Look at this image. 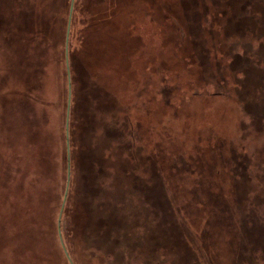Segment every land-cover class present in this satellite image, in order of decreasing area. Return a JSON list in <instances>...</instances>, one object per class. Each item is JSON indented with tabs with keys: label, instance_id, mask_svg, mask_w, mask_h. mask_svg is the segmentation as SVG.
I'll return each mask as SVG.
<instances>
[{
	"label": "rangeland",
	"instance_id": "obj_1",
	"mask_svg": "<svg viewBox=\"0 0 264 264\" xmlns=\"http://www.w3.org/2000/svg\"><path fill=\"white\" fill-rule=\"evenodd\" d=\"M121 1L116 15L94 1L97 28L78 10L76 37L98 44L72 45L76 174L59 227L50 45L70 0H0V264H196L205 250L213 264H264V125L240 101L264 96V0ZM124 32L135 47L102 43ZM192 96L211 105L205 118L170 115ZM104 192L131 197L127 226ZM164 199L188 205L185 225Z\"/></svg>",
	"mask_w": 264,
	"mask_h": 264
},
{
	"label": "trees",
	"instance_id": "obj_2",
	"mask_svg": "<svg viewBox=\"0 0 264 264\" xmlns=\"http://www.w3.org/2000/svg\"><path fill=\"white\" fill-rule=\"evenodd\" d=\"M94 1L95 0H74L73 9L71 11L72 0H70V9L67 12H58L55 10L53 11V14L55 13V15L58 16L59 25L65 26L64 30L59 31L58 34L56 35V37H54L55 40L53 42H51V45H50V47L52 48V51H53V53L51 54V57H50V61H52V64H54L58 68L59 75L61 76V86H62L61 94H63V103H64V106L63 107L61 106V110H60V112H58L59 132L56 135L57 136V138H56L57 150H56V156H55V166L57 169L58 188L56 191L57 196L55 198V203H54V205H55L54 215H55L56 223L59 227H60V225H62V221H63L62 219L66 213V209L68 208V202L70 201V197H72V195L74 196V194H72V192H71V189L73 188L75 174H76L75 166H74L75 163H74V150H73L74 140L72 139V137H73V134H72L73 109H74L75 95H76L74 79H73V56H72V54H73L74 50L72 48V45L76 42V47H78V44L82 41V42L86 43L87 51H89L91 53L95 50L94 44H98V40L92 42V40H94L95 37L94 36L90 37L89 36L90 32L88 34H86V30H85V34L83 35V29H81L80 34L76 37L78 19L80 18V15H78V10L84 11V15H85L84 24H86V29L98 27V24H97L98 20L96 19L95 15H94V13L98 9V7L94 3ZM101 1L105 3L107 8H113L114 9V12H113L114 15L120 13L123 9L121 6L123 1H121V0H101ZM218 1L219 0H216L215 4H217ZM247 1L248 0H246V2ZM81 11H80V13H81ZM100 11L101 10L99 9L98 12H100ZM94 18H95V20H94ZM62 32H63V34H62ZM67 38H68V40H67ZM113 40L121 41V43H123L121 48L125 51L135 47L136 46L135 44L137 42L133 37L129 36V34H127V32H124L121 35H116V36H113L109 39H104V40H102V43H105V46H110L112 44L116 45L113 42ZM105 46H103V47H105ZM116 49H117V47L113 48L112 50H116ZM57 68H56V70H57ZM221 94H222L221 92L211 94L209 96V99H208L210 101V104L211 105L218 104L221 101L220 100ZM69 98L71 101V106H70L69 126L67 127ZM195 98H197V97L192 96L190 98L184 99L179 104H176L177 105L176 107H171L172 110L174 109L175 112H170L171 113L170 115H173V116L176 115V110H178V108H181V109H183V111H185V113H183V115L181 117V119H182L181 121H183V120L188 121V119H190L189 121H192V123L196 120L199 123L200 122L199 120L206 117V115L208 114V109H209V107H211V105L209 107H206L203 104L202 105L196 104ZM259 98H260L261 102L259 101L258 103L256 102V101H258L257 99H254L255 102H253L252 100L248 101V99L240 100V101H245V104H244L245 111L249 113V115L251 116V118L254 122L260 123L259 128H261L264 125L261 122V119L264 117V96H260ZM168 104H169V99L166 101V105H168ZM214 109H215V107L213 108V111H214ZM191 119H193V120H191ZM223 120H225V118L221 119V121H223ZM197 122H194V123H197ZM244 126H246V125H244ZM155 158H154V160H155ZM156 160H158V159L156 158ZM144 164H145L144 161L136 162L135 163V169L141 168ZM69 165L71 168L70 173H69ZM180 165L181 166H178V164L174 163V165H172V166L174 168H176L177 171L182 170V168L184 169L187 166V164L185 162H183ZM158 170H159V174L161 175V173L163 172V168L161 165L158 166ZM69 177L71 179L70 180L71 189L69 188L66 200L64 202L65 192H66ZM249 180L251 181L250 177H249ZM169 181L170 180L167 179V181L164 180V182H167V183H164V182L163 183L168 186V184H171V183H169ZM172 192H173V189H172ZM130 194H131V192H130ZM157 194H159V193H157ZM172 195L173 194L170 193L167 196V198L169 197L172 199ZM103 198L104 199H110L112 202H115V204L118 202H123V204H120V205L125 207V209H121L123 214H122V216H118V217L120 218V220H126L127 223L125 224V226H127L129 223V218H128V214L126 213V209L127 210L130 209L131 197L126 196L123 198L118 192L117 193L116 192L109 193V194H106V192H104ZM127 201H129V204L127 203ZM161 201H162V203H164V201L169 202L170 203V209L175 211V213L178 215V217H179V219L183 225L186 224L185 223L186 219H184V214L186 212V208L188 207V205H181L180 202L176 199H175V201L174 200H168L167 201L166 199H164V201L163 200H161ZM209 201L215 202V204L218 203L219 208H220L219 200L215 196L212 195L209 198L208 202ZM132 203H134V201ZM63 204H64V208H63ZM103 206H104V203H103ZM150 206H151V203H150ZM220 209L222 211H224L223 208H220ZM61 211H62V215L60 218ZM190 213H191V211H190ZM217 217H218V219H220L221 215L217 214ZM59 218H60V220H59ZM59 231H60V229H59ZM193 245L195 248H205L204 245H201L199 243V241L198 242L194 241ZM64 247H65V243H64ZM70 262H71V260H70ZM173 264H178V263L173 262ZM196 264H213V261L208 256V253L205 250L204 254L201 256V259L199 261H197Z\"/></svg>",
	"mask_w": 264,
	"mask_h": 264
},
{
	"label": "water",
	"instance_id": "obj_3",
	"mask_svg": "<svg viewBox=\"0 0 264 264\" xmlns=\"http://www.w3.org/2000/svg\"><path fill=\"white\" fill-rule=\"evenodd\" d=\"M73 2H74V0H72V5H71V11H72V9H73ZM67 40H68V38H67ZM70 97V96H69ZM69 111H70V98H69V102H68V117H69ZM67 117V127H68V121H69V118ZM68 190H69V180H68V184H67V190H66V193H65V198H64V202H65V200H66V197H67V193H68ZM63 208H64V204H63ZM61 215H62V211H61V214H60V218H61ZM60 218H59V220H60Z\"/></svg>",
	"mask_w": 264,
	"mask_h": 264
}]
</instances>
